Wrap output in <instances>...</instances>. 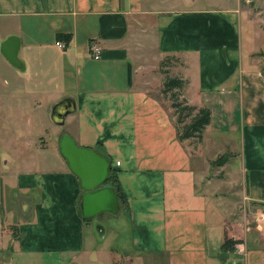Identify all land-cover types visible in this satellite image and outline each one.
Wrapping results in <instances>:
<instances>
[{"label": "crops", "instance_id": "obj_1", "mask_svg": "<svg viewBox=\"0 0 264 264\" xmlns=\"http://www.w3.org/2000/svg\"><path fill=\"white\" fill-rule=\"evenodd\" d=\"M240 1L0 0V41L20 40V66L0 52V264H264V72ZM169 56L182 96L210 109L201 150L137 86L142 59L158 69ZM62 134L109 160L116 215L83 220ZM212 151L225 154L217 169ZM103 214L118 221L113 247L94 230Z\"/></svg>", "mask_w": 264, "mask_h": 264}, {"label": "water", "instance_id": "obj_2", "mask_svg": "<svg viewBox=\"0 0 264 264\" xmlns=\"http://www.w3.org/2000/svg\"><path fill=\"white\" fill-rule=\"evenodd\" d=\"M19 45L20 40L15 35L0 41V52L14 66H20L17 58ZM66 107L68 105L64 102L54 106V114L60 118L59 124H63V116L70 111ZM59 148L84 189L78 203L82 216L92 218L100 213L116 215L120 210L116 191L112 186L105 185L110 170L109 160L95 149L76 145L68 134L60 136ZM69 264L79 263L72 261Z\"/></svg>", "mask_w": 264, "mask_h": 264}, {"label": "rangeland", "instance_id": "obj_3", "mask_svg": "<svg viewBox=\"0 0 264 264\" xmlns=\"http://www.w3.org/2000/svg\"><path fill=\"white\" fill-rule=\"evenodd\" d=\"M240 3L243 6V18L246 20L247 24L246 26L249 28V30L251 31L252 37L253 38V45L251 47H248L247 50H253L252 52L255 53L253 55V63L256 64L258 67H260L262 69V71L264 72V0H241ZM243 39H245V36H243ZM251 42V41H250ZM257 43V44H255ZM137 52L142 51V48H137L135 49ZM143 54L141 56H145L146 54H148L147 52L143 51ZM150 56H152L151 54H149ZM141 60V59H140ZM157 64L158 61H154L153 59H149V61H145L144 59H142V62L139 66H141L140 71L138 73V77H137V86L141 87L143 89H146L150 92V94H153L155 96H157L162 104L165 106V108L170 112V114H173V109L170 107V100L168 99V97L162 93V81L164 78V72L165 71V67H163L160 63L158 69H157ZM168 95V94H167ZM180 98H183V96L181 95ZM174 116V115H173ZM172 116V117H173ZM4 133V132H3ZM203 134V133H202ZM185 141V140H184ZM7 144L8 143V139L6 134H3V140H2V145L3 144ZM186 145H192L191 149L194 148H199L200 150L202 149V136L201 139L200 138H195V139H189L188 141H185ZM11 151H18V152H25L27 153L26 150H17L16 147L11 148ZM224 151H220V152H216V151H212L209 153V156L206 155V161L210 162L211 164L216 163L217 161L220 160L221 156H225V154L223 153ZM16 153V152H15ZM30 153V151H29ZM27 153L29 156L30 154ZM21 154H16V156H19ZM47 157V158H51L50 153H42L40 155L37 156V158H41V157ZM22 157L27 158V156L25 157V155H23ZM209 158V159H208ZM224 158V157H223ZM212 164V168L217 169V165H213ZM106 215H101L100 219H99V223L98 225H94L95 226V232L97 234V236H101L100 233H98L101 228H104L105 234L107 231V236L105 238L104 243L106 244V246H114V243L116 242V237L113 234H110L113 231L114 228V222H118L116 221V219L112 216V222L111 220L107 219V217H105ZM114 218V219H113ZM95 234V235H96ZM121 254H119L120 256Z\"/></svg>", "mask_w": 264, "mask_h": 264}, {"label": "trees", "instance_id": "obj_4", "mask_svg": "<svg viewBox=\"0 0 264 264\" xmlns=\"http://www.w3.org/2000/svg\"><path fill=\"white\" fill-rule=\"evenodd\" d=\"M179 59L177 58V62ZM161 65L165 67L164 78L162 81V93H164L170 100V107L173 109V114L175 116V125L177 129L178 139L180 141L200 138L205 127L210 122V109L207 107H197L188 103L186 98H180L183 89L187 84L180 74V70L177 67L174 57H166L162 60ZM168 94V95H167ZM224 157V158H223ZM225 160V156H221L220 160L217 161L221 163ZM106 185L112 186L117 194L118 201L121 204L125 202V197L121 186L118 182L117 174L115 170L110 167L109 174L107 176ZM83 217V216H82ZM90 218H84V221Z\"/></svg>", "mask_w": 264, "mask_h": 264}, {"label": "built area", "instance_id": "obj_5", "mask_svg": "<svg viewBox=\"0 0 264 264\" xmlns=\"http://www.w3.org/2000/svg\"><path fill=\"white\" fill-rule=\"evenodd\" d=\"M56 44L59 47L65 46L64 43L60 41H57ZM89 54H90V57L94 60L100 59L101 54H102V47L96 42H91L89 44ZM115 163L116 165H118L119 161H116ZM256 218H257V221L264 222V201L260 204L259 209L256 212Z\"/></svg>", "mask_w": 264, "mask_h": 264}]
</instances>
